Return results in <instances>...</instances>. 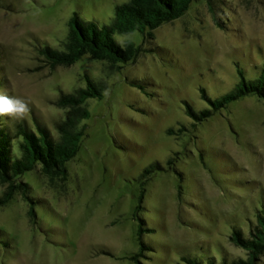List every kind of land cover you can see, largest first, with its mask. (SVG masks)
I'll list each match as a JSON object with an SVG mask.
<instances>
[{
	"label": "rangeland",
	"instance_id": "1",
	"mask_svg": "<svg viewBox=\"0 0 264 264\" xmlns=\"http://www.w3.org/2000/svg\"><path fill=\"white\" fill-rule=\"evenodd\" d=\"M0 1L11 6L0 7L1 92L23 99L52 127L65 113L54 105L60 91L83 87L85 74L106 83L100 98L86 101V135L66 163V179L39 170L23 177L43 199L35 205L37 223L29 222L19 194L0 206L7 243H0V264H136L129 257L140 250L139 219L149 229L142 233L148 248L141 264H178L182 255L204 258L222 249L244 257L229 235L264 207V101L246 95L201 122L186 104L210 108L201 89L211 99L232 92L238 70L258 77L264 0H213L222 25L198 0L152 39L138 31L116 34L120 44L131 41L142 51L113 72L86 55L50 70L35 45L61 48L73 13L108 23L115 5L127 0ZM153 162L165 170L141 185L142 169Z\"/></svg>",
	"mask_w": 264,
	"mask_h": 264
},
{
	"label": "trees",
	"instance_id": "2",
	"mask_svg": "<svg viewBox=\"0 0 264 264\" xmlns=\"http://www.w3.org/2000/svg\"><path fill=\"white\" fill-rule=\"evenodd\" d=\"M198 0H127L114 7L113 15L108 23L99 24L93 20H83L77 13L69 19L68 33L61 42V48L49 44L37 43L36 49L44 67L53 70L57 66H70L83 56L105 63L108 72L118 71L124 65L136 60L142 51L141 46L131 41L120 44L115 35H127L134 31L143 34L144 38L152 39L153 31L164 23L181 17L191 3ZM215 24L222 25L217 16L216 5L213 0H205ZM0 7L11 10V6L0 1ZM0 49V59H1ZM0 61V94L5 88L6 78L2 73ZM240 80L230 93L220 98L211 99L201 89L202 97L211 106L195 111L186 104V113L196 122H201L212 116L217 110L233 100L246 95H256L264 101V66L255 79H246L238 70ZM85 85L77 87L71 92L60 91L54 105L65 110L64 117L56 120L50 127L32 109L28 116L11 120L8 115H0V206L6 205L15 194L22 196L28 202L26 215L32 224L38 221L35 205L43 199L32 195V187L23 179L29 172L39 170L49 178L64 181L68 171L66 163L79 150L80 142L85 137V126L81 121L88 117L86 101L90 98H100L106 89V83L84 75ZM9 97V96H8ZM196 122L193 124L196 125ZM184 130V128H180ZM172 133V130L168 131ZM172 159L167 160L171 164ZM165 170L159 162L150 163L140 173L144 185L151 173ZM143 189V188H142ZM142 193L138 198L135 210L139 209ZM143 219H139L137 239L140 250L129 258L136 264H141V251L148 246L142 240V233L147 228ZM4 231L0 228V243L7 246L1 236ZM230 242L245 252V256L233 255L224 249L216 255L209 254L204 258L182 255L178 264H263L264 254V207L257 210L254 219L249 220L244 228L232 226L229 235ZM104 254L108 251L101 250Z\"/></svg>",
	"mask_w": 264,
	"mask_h": 264
},
{
	"label": "clouds",
	"instance_id": "3",
	"mask_svg": "<svg viewBox=\"0 0 264 264\" xmlns=\"http://www.w3.org/2000/svg\"><path fill=\"white\" fill-rule=\"evenodd\" d=\"M28 112L27 103L19 97H8L0 94V115H8L16 119L23 118Z\"/></svg>",
	"mask_w": 264,
	"mask_h": 264
}]
</instances>
